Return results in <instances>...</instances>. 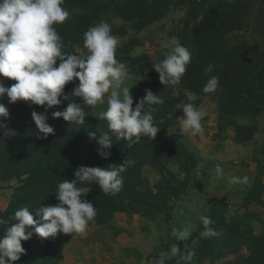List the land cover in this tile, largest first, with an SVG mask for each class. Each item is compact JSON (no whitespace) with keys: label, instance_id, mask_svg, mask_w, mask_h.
Instances as JSON below:
<instances>
[{"label":"rangeland","instance_id":"rangeland-1","mask_svg":"<svg viewBox=\"0 0 264 264\" xmlns=\"http://www.w3.org/2000/svg\"><path fill=\"white\" fill-rule=\"evenodd\" d=\"M246 1L248 8L242 18L243 27L213 42L205 37L198 43L193 42L191 37L194 25L201 22L203 16L199 11L194 14L191 2L184 0H172L167 8L158 11L153 16L154 19H148L150 23L140 29L137 25L139 18L129 17L124 13L127 0H98V4H94L91 9H96L99 14L93 18L91 14L92 19L88 26L90 28L101 20L110 24L111 34L119 41L115 56L128 70L125 83L126 86L132 87L130 94L134 102L142 80L150 78L154 82L159 81V74L155 72L152 64L164 59L167 49L162 45L171 37H177L181 44L190 50L192 57L187 69L204 64V57L208 53L213 58L212 51L215 47L218 49L217 54L230 53L233 57L227 71L235 76V83L247 86L251 85L252 81L248 79L247 72L253 73L252 68H255L256 59L260 58L264 44V0ZM63 7L70 12V16L63 24H57L55 27L67 23H70V26L76 25L82 12L68 6ZM245 8L246 6L243 10ZM71 51L82 58L87 56L83 47H72ZM243 64H247L251 70L246 71ZM209 66L211 71H208ZM209 66L205 70L206 73L204 71L205 76L212 75L215 70L212 64ZM241 68L244 69V75L240 73ZM186 74L187 72L181 82L188 81ZM78 83V80L68 83L65 86V94H70ZM205 84L182 83L171 88L172 108L169 112L173 116L160 123L162 128L164 123L167 127L156 143L158 146L166 145L165 148L180 151L184 156H194L195 165L190 177L195 182L194 186L191 183L186 193L181 195V199L171 203L173 209L168 217H146L143 213L138 215L116 211L104 226H96L94 220L89 222L87 234L84 236L58 233L51 242L59 258L58 264H152V260L159 258L160 251H169L166 264L169 259L175 257L170 253V248L174 245V237L171 235L173 227L179 228L186 221H191L196 225L194 233L203 227L199 217H209L211 213L222 216L229 227L239 232L243 238L260 235L264 231V109H257L256 114L244 100L229 94L223 85H219L215 93L205 94ZM72 99L82 103L80 98ZM69 102L64 101L58 106L59 110H64ZM188 103L206 113L201 121L203 130L196 136L181 133L180 122L177 120L184 116L182 107ZM58 107L47 110L45 114L49 119L54 120L51 114L57 111ZM9 108L21 113L23 109L28 110L18 101L10 104ZM106 108L107 94L104 104L85 109L86 113L91 112L86 118L104 121L98 118V113ZM238 127L252 130L248 141L238 140ZM19 151L29 155V149L24 143ZM7 153L4 165H9L13 158H17L15 152ZM179 164L178 158L173 159L168 164H163L164 171L170 172L178 179H184L186 175L180 170ZM217 164L223 167L225 178L216 177ZM140 175L147 178L152 187L160 180L158 173L149 166L141 167ZM232 176H248L251 187L228 183L227 177ZM20 186L21 182L14 178L9 179L8 176L0 180V211H8L16 189ZM255 187L260 191L257 201L250 196ZM220 239L214 246L211 256L213 260L205 258L201 263H197L193 258L192 264H223L233 261L234 254L228 252L229 246L222 237ZM177 246L181 251L186 248L183 245ZM236 247L240 248V254L248 256L245 247Z\"/></svg>","mask_w":264,"mask_h":264},{"label":"clouds","instance_id":"clouds-1","mask_svg":"<svg viewBox=\"0 0 264 264\" xmlns=\"http://www.w3.org/2000/svg\"><path fill=\"white\" fill-rule=\"evenodd\" d=\"M65 0H0V76L15 81L11 86L0 82V97L7 96L8 103L28 102L29 106H44V112H31L40 139L55 135L53 126L47 123L48 109L70 101L62 111L52 112V118H63L68 123L82 125L85 109L95 108L105 102L107 108L98 113V118L107 122L108 131L102 133L97 143L99 155L107 159L111 153L113 140H124L128 146L138 143L141 137L154 140L160 130L154 124V105H163L164 99L149 89L133 108L130 87L126 86L128 70L125 64L116 59L115 53L119 41L111 34V26L101 20L88 28L83 34V46L87 49L86 58L75 53H65L63 38L55 25L63 24L70 12L63 7ZM150 2V0H149ZM229 3L232 0H228ZM167 49L164 59L153 65L159 74V81L164 86L178 87L191 63L190 50L181 44L177 37H171L162 45ZM59 61V63H58ZM208 71H211L209 66ZM78 80L79 83L70 94H65V86ZM219 87V79L212 76L203 87L205 94H212ZM80 98L77 103L72 98ZM147 105V107H145ZM184 116L177 118L181 133L196 136L202 132V119L206 115L191 103L183 107ZM8 108L0 104V117L8 116ZM14 134L11 131L6 135ZM90 139H96L89 133ZM135 161L126 159L122 165L111 168L80 166L74 170V179H65L56 188L55 205L41 206L35 210L39 219H34L28 207L15 210L11 220L15 221L5 228L0 236V264H14L25 254L22 241L38 234L40 238H55L58 233L87 234L89 222L97 216L94 204L84 199L91 192L86 186L95 183L105 195H114L121 191L123 178L120 175ZM218 179L224 177L220 164L215 166ZM228 183L244 184L251 187L249 177H227ZM203 231L200 238L219 236L220 233L210 227V217L200 216ZM8 224L0 218V225ZM196 229L191 221H186L179 228L173 227L171 235L176 241H186ZM195 243V241H193ZM172 256L177 257L176 264H192L195 252L181 251L177 244L170 248ZM159 258L152 264H165L169 251H160Z\"/></svg>","mask_w":264,"mask_h":264},{"label":"trees","instance_id":"trees-1","mask_svg":"<svg viewBox=\"0 0 264 264\" xmlns=\"http://www.w3.org/2000/svg\"><path fill=\"white\" fill-rule=\"evenodd\" d=\"M171 1L127 0L124 13H127L129 17H138L137 25L140 29L150 23L148 19H154L153 16L158 11L167 8ZM184 1L191 2L190 6L194 14L199 11L203 16L201 22L196 20L198 23L194 25L193 37H191L193 42L198 43L204 37L212 42L215 39L218 41L226 34L243 27L242 18L247 13L248 8L246 0H232L231 3L228 0ZM97 2L98 0H65L63 6L78 9L82 12V15L78 18L76 25L70 26V23H67L55 27L64 41L65 47L62 51L73 53L71 51L72 47L84 48L83 34L88 30L91 19L99 14L96 9L94 11L91 9L94 4H98ZM245 6L246 8L243 10ZM215 48L212 51L213 58L208 53L204 57V60H206L204 64L187 69L185 78L188 81H182L181 84H205L212 76H216L219 79V85L227 88L229 94L244 100L255 113L257 109H264V44L260 52V58L256 59L255 68H252L254 69L253 73L249 74L247 72L248 79L252 80L251 85L247 86L239 82H237V85L234 82L237 80L234 78L235 76L227 71V66L230 65L233 56L230 53L217 54L216 50L218 49ZM84 50L88 54L87 49L84 48ZM210 64L213 65L215 70L212 75L206 74L205 76L204 71ZM244 67L247 69L246 71L251 70L247 64ZM240 73L244 75L243 68H241ZM0 82H3L5 86H11L15 83V81L3 76H0ZM139 88L133 108L144 97L146 89L164 99L163 105L152 106L154 108L152 113L154 124L157 127L160 126L161 129L154 140L141 137L140 141L131 147L124 140L117 142L114 139L112 148L108 150L111 155L107 159L99 155L100 145L97 143L99 136L108 131L106 121L98 122L88 120L85 117L84 123L79 125L70 124L64 121L62 117L54 120L48 118L47 123L54 127L55 135L50 134L47 139H40L39 137L43 134L38 133L36 125L32 121L31 112L33 110L44 112V107L29 106L28 102L18 101L28 109H23L21 113L9 108L10 103H8L6 94L0 97V104H4L9 113L6 118L0 117V180L8 176L9 179L14 178L21 182V186L16 189V194L9 205L8 211H0V218L8 222L6 225H0V236L4 234L7 226L15 222L11 220V217L18 208L28 207L34 219H39L35 210L41 206L58 203L55 198L58 183L65 179H74L76 168L80 166L111 168L122 165L126 159L133 160L135 163L120 174L123 178V186L120 192L114 195H105L95 183L86 185L91 188V192L84 199L91 201L97 210V216L94 219L95 225L104 226L109 223L116 211L138 215L143 213L142 215H146V217L151 215H165L168 217L173 209L171 203L181 199V195L186 193L191 183L193 186L195 184L190 178L195 159L193 155L184 156L180 151L165 148L166 145L158 146L156 144L165 127H167V124L164 123L162 128L160 123L173 116L169 112L172 108V86H164L160 81L154 82L148 78L141 81ZM57 111H60L59 107ZM8 131L14 134L6 135ZM89 133H94L96 139H90ZM237 133L238 140L245 142L250 139L252 130L238 127ZM245 136H248V138ZM22 143L29 149L28 156L26 153L19 151ZM6 150L13 151L17 155V158H13L9 165H4V158L8 154ZM176 158L180 163V170L186 175L184 179H178L170 172L164 171L163 164H168ZM143 166H149L158 173L160 180L155 186H150L148 179L140 175V169ZM24 176L26 178L23 179ZM259 193L260 191L255 187L253 193L251 190L250 196H253L257 201ZM209 217L213 221L210 227L219 232V236L200 238L199 233L203 231V227H200L188 240L176 241L173 238V243L185 246V250H194L195 256L193 258L197 263H201L205 258L210 261L213 260L211 256L214 246L221 241L220 237H222L230 248L228 252L233 253L235 257L233 261L223 264L264 263V231L260 235L243 238L239 232L229 227L222 216L211 213ZM52 241L53 238H40L38 234L34 233L31 239L22 241L25 254L14 264H58L59 258L51 245ZM236 246L245 247L248 256L240 254V248ZM176 259L177 257H173L166 264H176Z\"/></svg>","mask_w":264,"mask_h":264}]
</instances>
